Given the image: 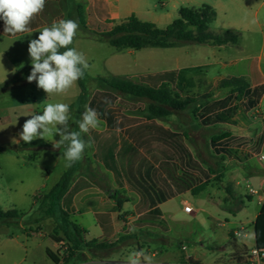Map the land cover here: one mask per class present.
<instances>
[{"label": "rangeland", "instance_id": "rangeland-1", "mask_svg": "<svg viewBox=\"0 0 264 264\" xmlns=\"http://www.w3.org/2000/svg\"><path fill=\"white\" fill-rule=\"evenodd\" d=\"M222 1L223 8H219L217 19L209 25V31L214 35H220L227 30L239 32V42L235 45L230 44L226 50L212 48L211 44L182 45L188 49L197 48V51L202 53V58L210 61L217 60L218 63L197 75L188 76L187 87L180 94L183 97L193 98L194 102L186 111L174 115L178 129L186 131L190 136V144L196 147V154L205 168L213 170L217 175L213 181L208 182V188L202 194H186L196 207L202 209V212L187 215L182 211L178 200L169 202L164 207V211L167 217L170 213L176 219L174 221L168 218L170 232L167 234L161 232L162 235H143L136 232L125 237L120 242L123 246L134 245V248L127 250V254L134 250H141V245H150L152 249L162 248L164 255L168 251L178 254L183 247V250L187 248V251L192 254L198 251L212 258L230 248L226 235L230 227L254 220L260 211L261 207L255 197L248 200L242 183L247 180L251 183L252 175L262 170L253 156L264 132V123L259 121L261 112L254 111L251 115L247 114L243 110L244 96L240 92L235 94L240 111L235 130L237 132L241 130L245 134L246 141L243 143L244 148L236 151L237 156L233 157L235 160L232 161H225L226 158L217 155L211 147L214 136L221 135L232 127L216 125L205 128L196 120V113L201 106L230 93L229 88L222 87L224 80L240 77L239 72L243 71L240 67L234 66L232 61L242 60L241 64L245 62L248 64L250 75L244 74V78L246 77L245 80L249 83L252 81L251 73L253 75V69L257 68L259 63L264 72V6L261 7L264 0ZM156 5L162 11L157 2ZM84 16L88 17L87 12H84ZM168 26L166 22H163L158 27ZM91 27L78 31L73 44L70 45L82 52L89 64V68L84 72L86 91L82 96L80 94L77 103L70 106L72 113L70 121L75 119L77 112L82 114L85 111L89 96L98 87L97 79L91 77L109 73L105 72V60L116 50L106 42L80 37L83 33L91 38L96 37L97 32H94ZM101 29L103 27L100 26L99 31ZM30 40L29 37L7 39L3 35L0 36V210L5 213L16 211L19 214V217L10 220L9 224L0 222V264H53L45 253L48 239L45 241L46 244L45 242L41 244V247L34 246L33 243L38 245L39 240L27 241L21 224L28 227L36 218L45 219V211L49 207L58 206L57 199L47 198V194L42 191L58 183L67 170L64 160L58 159L62 156L64 149L61 147L56 151L18 148L17 143L12 142V138L20 140L19 133L22 131V126L27 119L31 118L27 115L42 114L44 105L50 102H75V98L81 92L76 82L66 93L48 97L42 89L37 87L35 81L27 82V76L31 72V61L24 47H28ZM167 52L162 48L144 49L138 53L141 61L137 68L133 65L118 71L125 75H148L168 70L173 66L170 60L166 59ZM198 53L197 58L200 56ZM243 66L247 67V65ZM87 78L90 79L87 80ZM132 80L139 83L140 77H133ZM146 108L147 104L144 102H132L128 104L126 110L143 116ZM262 108L264 112V103ZM59 139L57 134L53 138L47 137L44 140L52 143ZM212 186H216L214 190L218 192L216 194L219 196L220 205L229 207L231 211L214 208L208 203L207 193L212 191ZM240 201L244 203L241 204ZM210 214L214 218H211ZM227 218L234 225L225 227L219 225V221L225 223ZM44 221L45 232H49L51 221ZM138 237L139 239L136 240ZM59 250L62 254L67 251L62 246ZM123 259L126 260V258Z\"/></svg>", "mask_w": 264, "mask_h": 264}, {"label": "crops", "instance_id": "crops-1", "mask_svg": "<svg viewBox=\"0 0 264 264\" xmlns=\"http://www.w3.org/2000/svg\"><path fill=\"white\" fill-rule=\"evenodd\" d=\"M156 2L161 7L162 11L159 10V7L156 5ZM222 4H223L222 0H47L43 12L37 15L38 20L41 21V24L38 25V27L32 28L33 33H31L30 35L28 33H22L16 36L5 35L2 31L4 28V22L3 20H0V36L3 35L7 39H18V38L25 39L26 37H29V39L31 40L36 39L39 36V33L37 31L41 30L43 27L50 26L53 21H58L60 19L75 20L79 25L78 31L80 30L82 31L84 29H87L88 26H92L91 27L92 30L97 33H103L111 30L117 23L128 19L132 15H135L137 18H139L142 21L152 22L156 26H160V24L163 22H166L168 25H170L180 17L181 8L184 7L200 8L204 5H208L214 8L217 13L219 8H223ZM262 6H264V3L261 4V7ZM79 11L83 13V17L85 20L84 23L81 22ZM84 12H87L88 15L87 18L84 16ZM100 26L103 27V29L99 31ZM80 37L95 40L89 37L88 35H84V33ZM210 46L212 48H219L223 50L229 48V45L226 46L210 45ZM24 48L27 52L28 47L26 46ZM145 49H158V48L148 47ZM162 49L168 51L167 52L168 54H166V59L170 60V64H172L173 67L161 72H166V71L180 72L179 84L181 87L184 88L183 90L180 89V93L183 92L187 87L188 84L187 78L190 74L197 75L202 71H204L205 69H210L211 66L216 65L218 63L216 62L217 60L210 61L209 59L202 58V53L200 51H197V48L188 49L185 46L180 45L176 47L162 48ZM140 51L115 50V52L110 54L105 60V67H106L105 72H109V73L103 76L95 75L92 76L91 78L98 79L99 77L110 78L112 76H119V77L129 78L132 80L133 77L143 76L142 74L125 75L121 71H118L121 68L127 66H133V65L137 68L140 65L139 62L141 61V58L138 56V53H140ZM192 51L195 52L193 53ZM197 53L200 54L198 58H197L198 56ZM232 63L234 64V66L240 67L242 69L243 72L241 73L239 72L240 77H244V74L250 75L248 70V64H245L246 62L244 64H241L243 63L242 60H235L232 61ZM243 65H247V67L245 68ZM196 67H203V70L197 73L192 71H186L185 73H181L182 70L193 69ZM150 74H155V73H150ZM251 76H252L251 77L252 81L250 82V84L252 88H254L258 84H264V72L262 70L260 63L257 65V68L253 69V75L251 73ZM98 90L99 89L97 87L91 94V97ZM80 94L81 92L75 98V102L70 103L69 101L67 104L69 106H72L75 103H77ZM91 97L88 98L87 106ZM216 100L219 99L211 100L207 103ZM245 101L246 98L244 97L243 110L249 115H251V113H253L254 111L261 112L259 121L264 123V112L262 108L264 103V95L260 103L249 111L245 110L244 108ZM129 103L132 102L127 99L119 97L115 105L118 121L121 122L122 118H126V119L140 118L142 122H146L147 120L145 118L136 114H132L131 112H128L126 110V107L128 106ZM235 105H237L238 107V103L236 101H235ZM203 106H201V108ZM239 113L240 111L238 107V113L233 118V123L217 124L222 126L228 125L232 127V128H228L224 133L228 132L233 137H237L240 139L239 141L231 143L230 148L234 150H242L245 146V144L243 143L246 141L244 136L245 134L241 130L239 132L235 130L237 117ZM176 114L177 113L163 120H155V121L157 124L163 126L165 129L180 133L182 135L185 145L188 147L189 151L191 152L195 160H197L200 163L201 167L209 173V178L202 180V176L194 172L195 178H197L198 181L196 182L195 185L191 187L190 190L186 191L185 193L176 194L174 197L159 204V208L163 214V219L168 226V231H162L160 228L154 226H139L138 224L139 217L145 214L146 212H148L141 210L139 205L140 203L139 194L130 188L125 178H121V179L116 178L111 171L107 170L101 162L95 159L94 155L96 153L98 143L105 142L106 140L105 136L112 132V130H110V128L108 127L107 122L99 118L101 124L98 129H90L89 133L81 134L82 138L85 141L91 140L94 143L91 148L85 149V151L87 152L83 155V158L80 161L74 163L72 167L67 168V170L63 173L62 177L68 171L71 170L73 172V176L72 179L70 180L66 194L61 199L60 208L69 214V218L72 222H74L81 229L84 230L85 240L87 241L98 240L99 242H105L109 244L114 243L116 244V246L114 249V253H112L111 257H109L108 259H104V260L96 259L93 258L87 251H84L83 260L80 261L75 260L70 264H126V260H124L123 258H127V256L131 253L129 252L127 254V250L134 248V245L130 244L123 246L120 243L122 239H125V237H129L130 235L135 234L136 232L138 234H143V235H147V234L162 235L161 232L167 234L171 230V227L168 222V218H172V220L174 221L176 219H174V216H172L170 213L167 217L164 211V207L173 200H178L179 202L178 198L180 196H185L186 198H188L186 196V194L188 193H193L195 195L202 194L208 188L207 185L208 182L213 181V179L216 177L217 175L216 172H214L213 170L206 169L205 165L198 158L196 154L197 151L196 147H193L190 144V136L186 133V131L178 129L179 126L176 124L174 120L175 119L174 115ZM198 114L199 112L196 113V120L200 123L201 126H203L200 119L198 118ZM81 115L82 114H79L77 112L75 119L69 121V127L72 131H79L77 122L81 119ZM134 126L135 125L131 123H126V125L123 128H118L115 131L113 130V132H115L116 137L118 139L120 148L122 145L121 141L127 140L128 142H131V140L128 138L129 136L127 134V131L133 128ZM213 126H208V127L203 126V127L211 128ZM262 138L264 139V132ZM47 142L50 143V141ZM53 143H55V141L50 143L53 148L52 150L58 151L59 149L54 148ZM25 144L26 143L24 141L19 140L17 146L18 148L20 147L23 148ZM263 144H264V140L262 144L258 148H256V152L261 150ZM36 150H43V149H36ZM142 154L148 160H150L155 167L158 166V164L154 162V160H152L150 156H147L144 153ZM225 158H226L225 161L235 160L230 157H225ZM257 164L262 170L260 173H254V175H252L251 177L252 184L250 183L249 180L242 183V185H244L245 192L248 196V200H252L254 196H250L248 194L247 185H251L254 188L260 190H264V164L263 165H260L259 163ZM178 174L180 175L181 171H178ZM62 177L60 178V180L62 179ZM54 186H52L49 189H44L42 193L48 194L53 189ZM74 187L77 188V191L73 193L72 191ZM215 187L216 186L211 188L212 191H209L207 193L208 203L213 205L214 208L231 211L229 207L225 208L220 205L218 198L219 196L218 194H216L218 192L215 191L216 189L214 190ZM256 199L258 201V204L262 208L264 204V200L260 201L258 198ZM240 203L243 204L244 202L240 201ZM192 204L195 209L194 215L202 212L201 208L196 207L193 202ZM181 208L183 211L182 205ZM260 211L257 213L254 220L249 222H244L239 226L230 227L226 231L228 242L230 243V248L226 251H223V253H221L220 255L212 258H208L205 253H201V252L199 253L198 251L196 254H192L187 251V248L183 250V247H181V251L178 252V254L174 252L171 253L168 251L166 252V255H164V251L160 247L152 249L150 245H141V248L146 252V254L153 257L154 264H264V255L260 259L251 256V252L257 248L255 222ZM210 217L214 218L211 214ZM44 220L51 221V230L49 232H45ZM219 223H220L219 225H221L222 227H225L226 225H234V223L230 221V219L228 218L226 219L225 223L222 221H219ZM57 226L58 223L55 217H45V219L41 217L39 219L36 218L33 221V223L30 224L28 227L27 226L24 227L23 224H21V229H23L24 232L26 233L27 241H29L30 239H32L33 242L36 241V239L39 240V242L37 243L38 245H35L33 243L34 246L41 247V244H43L46 241V239H48V243L46 244L45 242L46 244L45 253L47 257H49L53 261V264H63L64 254H62L61 251L59 250L62 242H56L53 238ZM132 229H134V231H132ZM236 230H242V235L240 237L234 235V232ZM58 236L64 237V233L62 231H59ZM138 239L139 237L136 238V240ZM201 247L203 248L204 245L202 244Z\"/></svg>", "mask_w": 264, "mask_h": 264}, {"label": "trees", "instance_id": "trees-1", "mask_svg": "<svg viewBox=\"0 0 264 264\" xmlns=\"http://www.w3.org/2000/svg\"><path fill=\"white\" fill-rule=\"evenodd\" d=\"M79 14L81 22L84 23L83 13L79 11ZM216 18L215 9L208 5L200 8H181L180 17L166 28H159L152 22L142 21L132 15L117 23L111 30L97 33L93 39L106 42L117 51H140L148 47L171 48L189 43L213 46L238 44L239 32L227 30L220 35H214L209 31V25ZM40 24L41 21L36 16L29 27L32 29ZM2 31L4 33V28ZM20 34L22 33L16 35ZM64 50L66 49H61V51ZM202 70L203 67H196L182 70L181 73L186 71L197 73ZM179 74L180 72L177 71H166L143 75L140 76L139 83L119 76L99 77L97 79L99 90L92 97L89 96L91 99L88 103V106L95 109L99 118L105 120L112 130L105 136V142L98 143L95 159L111 171L116 178H125L130 188L139 194L141 210L148 211L139 217V226H154L162 231H168V226L163 219L159 204L176 194L190 190L198 181L194 172L200 174L202 180L209 178V173L201 167L185 145L182 135L165 129L155 121L186 111L194 102L193 98L183 97L180 94V89L184 88L179 84ZM84 77L85 75L78 80L81 96L86 91ZM222 87L229 88L230 93L222 99L205 104L199 111L198 118L205 127L233 123V118L238 113V107L235 105L237 92L246 98L244 108L247 111L256 107L264 95V84H258L252 88L244 77L224 80ZM119 97L131 102L146 103V111L141 117L147 121L142 122L140 118H122L119 122L115 109ZM105 101H110V103ZM126 123L135 126L127 131L131 142L121 141L120 148L113 130L123 128ZM239 140L227 132L214 136L211 146L216 154L233 158L237 156V150L230 148V145ZM263 140L261 138L259 146ZM23 149L52 150L53 148L47 141L37 139L30 144L26 143ZM142 153L150 156L158 166L155 167ZM178 171H181L180 175ZM72 176L73 172L68 171L47 194V198L57 199L58 206L49 207L45 211V217H55L58 223L53 236L54 240L67 244L63 264L83 260L84 251H87L93 258L108 259L114 253L116 244L85 240L84 230L72 222L69 214L60 208L61 199L67 192ZM75 191H77L76 187L72 192ZM18 217L19 214L16 211L5 213L0 210V222L3 224H9L10 220ZM59 231L64 233V237L58 236ZM255 233L256 246L260 251H264V204L255 222Z\"/></svg>", "mask_w": 264, "mask_h": 264}, {"label": "clouds", "instance_id": "clouds-1", "mask_svg": "<svg viewBox=\"0 0 264 264\" xmlns=\"http://www.w3.org/2000/svg\"><path fill=\"white\" fill-rule=\"evenodd\" d=\"M46 3L47 0H0V20L4 22V33L12 36L33 33L29 25L43 12ZM78 28V23L72 19L53 21L50 26L37 31L38 38L30 40L28 44L31 72L27 76V82L35 81L37 87L48 97L66 93L89 68L85 55L70 47ZM27 116L31 118L24 122L19 133L20 140L30 144L36 139L53 138L58 134L60 139L53 146L57 149L63 147L62 156L58 159L64 160L66 168L80 161L85 149L93 146L94 142L85 141L81 134L89 133L90 129H98L101 124L97 111L86 105L77 122L79 131H72L69 127L70 106L62 102L47 103L42 114ZM12 142L19 143V140L12 138ZM126 264H154V259L142 249L134 250L127 256Z\"/></svg>", "mask_w": 264, "mask_h": 264}, {"label": "built area", "instance_id": "built-area-1", "mask_svg": "<svg viewBox=\"0 0 264 264\" xmlns=\"http://www.w3.org/2000/svg\"><path fill=\"white\" fill-rule=\"evenodd\" d=\"M254 158L257 161V163H259L260 165L264 164V144L261 150L254 154ZM247 192L250 196H254L258 198L260 201L264 200V190H257L253 186L247 185ZM178 199H179L180 204L183 207V211L186 214L188 215L194 214L195 209L193 207L192 202L188 198H186L185 196H180ZM234 235L237 237H240L242 235V230H236L234 232ZM61 246L64 250H67V244L65 242H62ZM263 252L264 251H260L259 249L256 248L251 252V256L260 259L264 255Z\"/></svg>", "mask_w": 264, "mask_h": 264}]
</instances>
